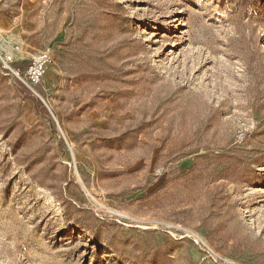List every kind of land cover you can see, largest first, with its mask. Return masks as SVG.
<instances>
[{"label":"rangeland","instance_id":"obj_1","mask_svg":"<svg viewBox=\"0 0 264 264\" xmlns=\"http://www.w3.org/2000/svg\"><path fill=\"white\" fill-rule=\"evenodd\" d=\"M0 47L53 51L0 65V264H264V0H0Z\"/></svg>","mask_w":264,"mask_h":264},{"label":"built area","instance_id":"obj_2","mask_svg":"<svg viewBox=\"0 0 264 264\" xmlns=\"http://www.w3.org/2000/svg\"><path fill=\"white\" fill-rule=\"evenodd\" d=\"M53 51L51 47H46L30 58V63L24 72L14 66L16 60L11 52H6L0 47V65L3 69L12 72L20 78L25 85L37 96L41 94L37 87L42 84L48 65L52 61Z\"/></svg>","mask_w":264,"mask_h":264},{"label":"crops","instance_id":"obj_3","mask_svg":"<svg viewBox=\"0 0 264 264\" xmlns=\"http://www.w3.org/2000/svg\"><path fill=\"white\" fill-rule=\"evenodd\" d=\"M8 22V21H7ZM10 23H11V21H10ZM9 26V25H8ZM3 28H7V25H5V24H3V26H2ZM21 50V48L20 47H17V48H15V50ZM15 50H14V52H15ZM21 57V56H20ZM20 59V58H19ZM22 63V62H21ZM21 65V64H20Z\"/></svg>","mask_w":264,"mask_h":264},{"label":"bare ground","instance_id":"obj_4","mask_svg":"<svg viewBox=\"0 0 264 264\" xmlns=\"http://www.w3.org/2000/svg\"><path fill=\"white\" fill-rule=\"evenodd\" d=\"M11 52V51H10ZM11 53H13V52H11ZM48 68V67H47ZM47 72V71H46ZM46 75V74H45Z\"/></svg>","mask_w":264,"mask_h":264}]
</instances>
